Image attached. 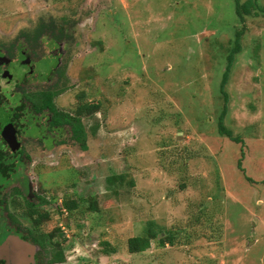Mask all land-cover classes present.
Here are the masks:
<instances>
[{"label": "rangeland", "instance_id": "obj_1", "mask_svg": "<svg viewBox=\"0 0 264 264\" xmlns=\"http://www.w3.org/2000/svg\"><path fill=\"white\" fill-rule=\"evenodd\" d=\"M255 1L240 20L234 0H0V45L22 40L30 56L20 63L14 52L8 91L23 100L21 120L32 116L21 134L32 157L18 173L46 198L36 231L46 257L62 260L45 264H264V0ZM49 22L64 38L33 42ZM46 87L57 110L79 117L85 150L69 125L49 131L48 112L22 95ZM89 104L95 111L79 113ZM224 110L241 147L218 131ZM149 231L150 247L130 252L128 239Z\"/></svg>", "mask_w": 264, "mask_h": 264}, {"label": "flooded vegetation", "instance_id": "obj_2", "mask_svg": "<svg viewBox=\"0 0 264 264\" xmlns=\"http://www.w3.org/2000/svg\"><path fill=\"white\" fill-rule=\"evenodd\" d=\"M27 37L29 39V35L22 34L23 40H27ZM14 52L20 56V63L30 57L24 50L22 40H17L12 46L0 45V264H45L47 260L51 261L52 257H46L50 254L46 248L45 235L36 229L46 214L42 209L46 198L42 192H38V188H33L32 182L28 180L29 177L25 179L18 173L19 168L23 166L24 157L28 161L32 157L27 149L25 152L24 143L22 144L21 141L22 131L30 125L32 116L28 113L30 117L21 120L23 115L27 114L26 111L23 112L25 108L23 100L17 101L12 92L8 91V84L15 80L14 70L10 67ZM1 57H5L7 61ZM9 75L12 76L9 78ZM48 88L50 87L43 90ZM50 89L57 92V90ZM54 95L52 97L53 107L56 111L54 116L47 108L40 112L32 109L37 115L44 111L48 112L47 128L51 132H54L57 127L69 125L57 121L62 113H68L57 110L53 100ZM27 102L32 108L31 101L27 100ZM5 131H8L10 137L14 136L11 142L13 146L5 139ZM17 178H21V185L15 184L11 190L6 191L8 184ZM20 206H24L22 212L18 211ZM53 263L56 262L53 261Z\"/></svg>", "mask_w": 264, "mask_h": 264}, {"label": "trees", "instance_id": "obj_3", "mask_svg": "<svg viewBox=\"0 0 264 264\" xmlns=\"http://www.w3.org/2000/svg\"><path fill=\"white\" fill-rule=\"evenodd\" d=\"M235 3V11L238 14V16L240 17V20H243V17L245 14H250L252 9L257 8L256 5V1L255 0H245L243 2H241V0H234ZM45 26V27H44ZM48 33V35L56 40L59 41L62 38H64V34L63 31H61L60 27L54 25L52 22H49L47 24H43L40 28L37 29V31L34 32L33 35H31V40L33 42H36L39 39V36L42 33ZM240 33H237V37L235 39V45L233 46V48L231 49L228 57H227V64H226V68L223 72V78L221 81V90L224 94L225 99H227V94L224 91V87L225 84L227 82L228 79V74L231 70V66L234 62V56L237 52L240 51ZM54 91H52L50 88L45 89V90H41L39 92L36 93H30V94H26L25 92H23L24 98L27 100L31 101L32 104V109L35 110L36 112H40L44 109H49L52 112V116L55 115V109L53 107V103H52V97L54 95ZM96 105H86L84 108L80 107L79 108V113H88V112H92L95 111L94 109L96 108ZM225 115V110L221 113L220 117L218 118V126H219V133L222 135H225L227 137H229V139L233 142L236 143H241V145L244 144L243 139H241L239 136H235L233 135L232 131L230 129H228L227 127L224 126L223 124V118ZM58 122H60L61 124H66L68 123L71 129V137L77 141H79L81 147H83L84 149L86 148V144H85V138H86V132L85 129L82 125V123L79 120V117L77 116H70L69 114H65L62 113L60 115V119L57 120ZM244 154L243 149L241 148V155ZM241 159L239 160L238 164L239 167L244 170V167L241 165ZM251 179V178H248ZM65 204L66 207L71 209L76 205L75 200H65ZM47 216V213L45 214V217ZM153 237H157V232L154 231H149V234H147V236H132L128 239V250L130 252H142L144 250H146L148 247H150V239ZM162 238L163 237H159ZM168 240L170 242H172L171 238H168ZM163 241V240H162ZM62 258L60 256V253L57 252L51 259V261H61Z\"/></svg>", "mask_w": 264, "mask_h": 264}, {"label": "water", "instance_id": "obj_4", "mask_svg": "<svg viewBox=\"0 0 264 264\" xmlns=\"http://www.w3.org/2000/svg\"><path fill=\"white\" fill-rule=\"evenodd\" d=\"M3 60H5V61H7V59L5 58V57H1ZM27 62L28 61V59L27 60H24L23 62ZM5 76L7 75V74H4ZM10 76V75H9ZM4 136H5V139L12 145V140L14 139V136H12V137H10V135H9V133H8V131H5V133H4ZM13 146V145H12Z\"/></svg>", "mask_w": 264, "mask_h": 264}]
</instances>
